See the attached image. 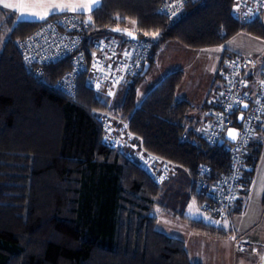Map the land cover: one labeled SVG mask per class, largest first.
Returning a JSON list of instances; mask_svg holds the SVG:
<instances>
[{
    "label": "trees",
    "instance_id": "1",
    "mask_svg": "<svg viewBox=\"0 0 264 264\" xmlns=\"http://www.w3.org/2000/svg\"><path fill=\"white\" fill-rule=\"evenodd\" d=\"M162 1L101 0L88 18L90 34L128 39L112 32L127 28L151 39L150 65L169 39L205 48L241 31L264 38V23L236 18L233 0L188 2L173 20L159 11ZM46 20L16 22L7 14L0 23L8 34L0 51V264H201L190 258L183 239L156 229L154 208L171 211L164 198L183 208L193 200L201 205L229 171L231 142L210 145L196 131L219 104L210 119L196 118L197 107L177 97L183 70L167 74L140 104L142 74L120 88L112 103L94 92L84 75L77 76L74 93H64L58 83L71 70L69 59L38 73L18 48L19 40ZM218 77L223 79L220 72ZM105 110L127 120L140 138L135 146L177 163L168 180L155 181L138 156L109 145ZM262 149V138L256 137L236 212L244 210ZM183 217L196 231L226 235L219 226Z\"/></svg>",
    "mask_w": 264,
    "mask_h": 264
},
{
    "label": "built area",
    "instance_id": "2",
    "mask_svg": "<svg viewBox=\"0 0 264 264\" xmlns=\"http://www.w3.org/2000/svg\"><path fill=\"white\" fill-rule=\"evenodd\" d=\"M196 0H163L159 11L168 19L179 17L186 9L188 2ZM233 14L236 18L251 22L259 19L264 23V0H233ZM89 19L75 13H61L43 22L33 32L18 42L22 60L28 66H34L40 73L42 68L58 61L69 59L71 70L66 73L58 85L64 93H74L77 88V76L84 75L86 84L96 93L109 98L112 103L120 88L141 75L149 61L154 43L149 38L137 40L124 39L113 34H90ZM259 61L258 57L245 58L232 55L220 74L224 86L219 97V109L204 126H198L210 145L225 142L227 129L236 126V119L242 116L240 130L235 142L230 143V168L214 183L209 200L200 205L204 213L226 220L238 203L245 189L244 177L249 169L247 162L250 147L257 137L258 128L264 117V70L257 82L255 92L250 89L253 81V70ZM109 93H112L109 95ZM247 105V109L244 106ZM103 128L112 147H123L118 130L124 132L128 139L125 147H136L135 136L129 124L114 113H103ZM137 136V135H136ZM134 143V144H133ZM140 165L159 183L168 180L176 171L177 163L142 146L137 149ZM204 171V170H203ZM204 186V185H203ZM236 251L247 253L249 243L233 234Z\"/></svg>",
    "mask_w": 264,
    "mask_h": 264
},
{
    "label": "crops",
    "instance_id": "3",
    "mask_svg": "<svg viewBox=\"0 0 264 264\" xmlns=\"http://www.w3.org/2000/svg\"><path fill=\"white\" fill-rule=\"evenodd\" d=\"M48 2L50 0H0V10L4 14H14L18 18L21 13L33 11L42 13L44 9L41 5ZM80 2L99 5L101 0H80ZM4 4H12L14 7L5 8ZM90 13L85 10L75 14L89 18ZM23 20L42 21L30 19L27 15H25ZM226 52L230 56L238 54L245 58H259L253 70V81L250 86L251 91L255 92L254 89L264 70V38L241 31L223 44L212 47L189 48L183 44L171 41L162 44L149 70L142 75L143 78L137 92V103L140 104L167 74L176 70H183L184 79L177 90V97L187 100L197 107L194 110L196 118L203 121L210 119L215 108H217L215 102L219 104L220 93L224 86L223 79L221 77L219 79L218 74L225 66V59L226 62L228 60V57L224 56ZM262 128H264V117L261 120L257 134L258 138H262L263 149L255 167L252 185L250 186L244 210L236 212L234 207L226 220H219L215 216L204 213L200 210L199 204L192 201L195 204V208H197L196 211L203 216L201 220L219 226L226 232V235L223 236H211L194 230L189 223V236L191 238L203 240L205 244L210 242L218 247L217 250L211 252L208 264H264V134L262 133ZM178 178L179 176L173 179L177 180ZM204 217L207 219H204ZM225 221H228L226 226L222 223ZM227 226L228 229L226 228ZM233 234L240 236L243 241L249 243V252L240 253L236 251ZM184 242L193 261L207 264L205 259L204 261L194 259L186 239ZM203 252L206 256V249ZM233 256L235 260H233Z\"/></svg>",
    "mask_w": 264,
    "mask_h": 264
},
{
    "label": "rangeland",
    "instance_id": "4",
    "mask_svg": "<svg viewBox=\"0 0 264 264\" xmlns=\"http://www.w3.org/2000/svg\"><path fill=\"white\" fill-rule=\"evenodd\" d=\"M6 16H7V14L0 13V23L4 20V17H6ZM15 21L16 22L19 21L17 16H15ZM128 23H129L128 27L134 28L133 21H128ZM7 35H8L7 33H3L0 30V51H1L2 47H3L4 40L7 38ZM152 38H155L153 34H152ZM168 41L180 43V42H178L175 39H169L166 42H168ZM171 51H173V50H171ZM109 112H111V111L105 110L104 114H108ZM112 113H114V112H112ZM115 116L119 117V115H117V114H115ZM120 119H122L124 122H127V120H125L122 117L121 118H116L114 120L118 121ZM103 120H104V117H103ZM118 133L120 134V136H119L120 143L121 142L124 143L123 147H119V148H122L123 150H126L129 153L130 156H133V157H135L134 155L138 156V151L135 150V148L131 147L133 149H130V148L127 149L124 146L125 143H127V144L129 143L127 138L124 139V132L121 131V130H118ZM134 136H135V141L140 139V138H138L136 136L135 133H134ZM105 138H106V141H108V138H107L106 135H105ZM163 195H164V193H163ZM163 203H164V205L166 207L171 209V211L165 212L164 208H162L161 206H159V205L155 206L154 212H155V216H156V219H155V227H156V229L166 233L169 236L179 237V238L184 239V240L186 239L188 247H189V249L191 251L192 257L194 259H199V260H202V261H204V259H205V262L208 264L209 263V259L211 257V252H214V250H217L218 247L215 246V244H211L210 242H206V244H205L203 240L201 241L199 239L195 240V239H193V237L191 238L189 236L190 235V229H189V225H190L189 223L190 222L183 217V215H184L186 217H190V218H193V219H203V216L201 214H199L198 211H196L197 208H195V206H194L195 204H193L192 201L191 202L188 201V202H186L185 208H183L180 203H177V204H174V205L169 204L165 198L163 200ZM199 207H200V205H199ZM200 210H201V207H200ZM207 216H209V215H207ZM213 216L218 218V216H216V215H213ZM204 219H207V218L204 217ZM227 222L228 221H225V222H222V223L225 224V226H226L228 224ZM226 228L228 229V226ZM204 249H206V256H205V254L203 252ZM233 260H235L234 256H233Z\"/></svg>",
    "mask_w": 264,
    "mask_h": 264
},
{
    "label": "snow or ice",
    "instance_id": "5",
    "mask_svg": "<svg viewBox=\"0 0 264 264\" xmlns=\"http://www.w3.org/2000/svg\"><path fill=\"white\" fill-rule=\"evenodd\" d=\"M98 5L97 4H87L80 2V0H50V2L41 5L43 7V12L33 11L29 13H21L19 20H23L25 15H27L30 19H39V20H46L49 15H56L57 13H65V12H72V13H80L87 10L91 12L95 9ZM5 8H12L14 7L12 4H4ZM89 23L91 20L88 21ZM115 31H119V29H114ZM131 35V33H129ZM158 35V34H153ZM112 93H109L111 95ZM247 107V105H245ZM242 118V117H241ZM238 133L234 130L228 131V136L232 140H236L238 137Z\"/></svg>",
    "mask_w": 264,
    "mask_h": 264
},
{
    "label": "water",
    "instance_id": "6",
    "mask_svg": "<svg viewBox=\"0 0 264 264\" xmlns=\"http://www.w3.org/2000/svg\"><path fill=\"white\" fill-rule=\"evenodd\" d=\"M114 29H119V31H115ZM112 32L116 33V34L124 35V36H126L127 38H129L131 40H137L139 38V35L136 32H134L131 29H127V28H113ZM129 33H131V35H129ZM149 68H150V63L147 62L145 64V68H144V71H143L142 75H144L149 70ZM244 109H247V107L244 106ZM241 117L242 116L239 117L238 123H240V121L242 119ZM229 130H234L238 134H239L240 130H239V128L237 126H233V127H230L229 129H227V131H226L225 139L227 141H229V142H235L237 139L236 140H232V139L229 138V136H228V131Z\"/></svg>",
    "mask_w": 264,
    "mask_h": 264
}]
</instances>
